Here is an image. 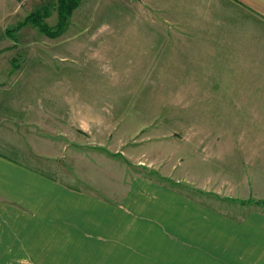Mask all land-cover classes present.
<instances>
[{"label": "rangeland", "instance_id": "1", "mask_svg": "<svg viewBox=\"0 0 264 264\" xmlns=\"http://www.w3.org/2000/svg\"><path fill=\"white\" fill-rule=\"evenodd\" d=\"M56 4L0 0V49L12 59L13 84L26 88L27 102L53 96L60 119L76 118L73 134L59 137L58 159L53 165L40 160L36 167L110 201L123 197L136 179H146L165 188L176 184L178 195L192 196L177 188L193 183L230 198L224 206L200 196L204 207L236 217L264 211V204L249 200L253 195L220 187L230 177L214 165L216 135L246 126H228L226 108L211 105L214 73L225 72L238 53L264 52L261 22L224 0H83L60 38L21 26L49 7L46 23L54 27ZM81 117L84 125L77 123ZM0 264L82 262L65 254L29 258L13 251L0 252Z\"/></svg>", "mask_w": 264, "mask_h": 264}, {"label": "crops", "instance_id": "2", "mask_svg": "<svg viewBox=\"0 0 264 264\" xmlns=\"http://www.w3.org/2000/svg\"><path fill=\"white\" fill-rule=\"evenodd\" d=\"M224 1L264 25V0ZM259 43L264 45V35ZM4 52L0 49V252L29 258L52 252L82 264H264V211L236 217L200 200L227 206L230 198L197 190L193 183L177 188L193 197L178 195L176 184L165 188L146 179H136L123 197L110 201L36 167L40 160L53 165L58 159L59 137L73 134L76 118L60 119L53 96L27 102L26 88L12 82V59ZM231 61L225 72L213 75L211 105L226 108L228 126L246 127L216 135L214 165L225 168L231 181L218 185L242 189L262 205L264 52L238 53Z\"/></svg>", "mask_w": 264, "mask_h": 264}, {"label": "trees", "instance_id": "3", "mask_svg": "<svg viewBox=\"0 0 264 264\" xmlns=\"http://www.w3.org/2000/svg\"><path fill=\"white\" fill-rule=\"evenodd\" d=\"M82 1L83 0H57L56 10L58 12V21L57 25L54 27H50L46 23V19L51 16L49 7H44L29 15L21 26L23 27L30 24L37 27L50 38H60L68 28L69 18H71L75 10L80 7Z\"/></svg>", "mask_w": 264, "mask_h": 264}]
</instances>
